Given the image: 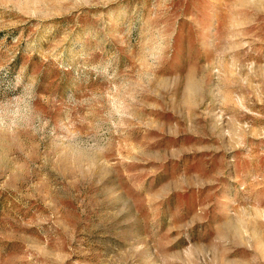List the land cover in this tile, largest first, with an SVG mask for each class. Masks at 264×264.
<instances>
[{"label":"rangeland","instance_id":"obj_1","mask_svg":"<svg viewBox=\"0 0 264 264\" xmlns=\"http://www.w3.org/2000/svg\"><path fill=\"white\" fill-rule=\"evenodd\" d=\"M0 264H264V0H0Z\"/></svg>","mask_w":264,"mask_h":264}]
</instances>
